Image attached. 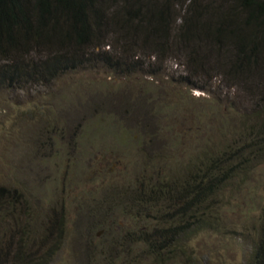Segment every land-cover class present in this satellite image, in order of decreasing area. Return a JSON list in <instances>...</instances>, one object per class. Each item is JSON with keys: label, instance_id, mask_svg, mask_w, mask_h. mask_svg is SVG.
<instances>
[{"label": "rangeland", "instance_id": "obj_1", "mask_svg": "<svg viewBox=\"0 0 264 264\" xmlns=\"http://www.w3.org/2000/svg\"><path fill=\"white\" fill-rule=\"evenodd\" d=\"M124 1L107 0L106 7L114 11ZM153 1L168 7L175 33L193 22L216 24L235 2ZM172 52L170 58L160 54L154 69L159 63L166 69L154 75L138 70L134 78L97 66L60 73L37 89L0 90V185L9 191L3 198L26 211L20 214H28L22 225L27 232L45 234L53 227L52 239L61 227L62 244L48 264L252 263L264 209V87L245 85L244 91L219 67L225 56L216 60L201 48ZM204 54L203 69H193L189 59ZM148 60L154 62V55ZM123 89L126 104L118 108ZM89 101L95 104L88 111ZM112 108L121 114L119 124L108 113ZM157 115L164 135L139 159L138 145L151 142L143 132L148 125L139 126ZM100 117L102 127L96 124ZM252 135L261 141L250 147ZM120 139L128 150L119 149ZM209 147L213 156L238 152L231 159L235 172L211 201L190 204L192 193L181 191ZM161 181L166 193L157 192ZM122 182L134 197L117 200V209L94 224L97 214L86 215L80 206L93 208L101 199L110 204L116 192L111 183L117 189ZM21 230L12 231L10 214L0 205V241L16 242ZM1 247L0 264L10 262L13 251L3 254Z\"/></svg>", "mask_w": 264, "mask_h": 264}, {"label": "trees", "instance_id": "obj_2", "mask_svg": "<svg viewBox=\"0 0 264 264\" xmlns=\"http://www.w3.org/2000/svg\"><path fill=\"white\" fill-rule=\"evenodd\" d=\"M106 2L107 0H0V90L37 89L38 86H45L53 81L60 73L65 75L97 66L134 78L138 70L139 74L144 71L147 75H154L157 71L166 69L161 63L154 69L153 64L163 60H160L161 53L166 52L170 58L174 49L183 51L190 48L206 49L216 60L218 56L227 57L219 67H226L235 76V83L239 82L244 91L245 85L250 90L255 86L264 87V0H235L229 12L218 16L216 24L193 22L190 24L193 28L187 26L179 33H175L172 13L168 7H162L163 3L155 6L153 0H129L112 11L113 8L110 10L106 7ZM106 45L113 49L103 50ZM153 55L154 62H151L148 57ZM207 58L204 54L192 56L189 60L193 69L201 71ZM217 66L209 64V68ZM127 94V90L123 89L118 108L126 104L123 100ZM94 104L95 101H89L86 109L89 111ZM99 108L102 111L101 105ZM118 108H112L108 113H114L116 116L112 119L119 124L121 114H116ZM156 117L158 115L151 116L148 124L144 121L139 126L141 129L148 125L149 131L143 132L151 138L149 144L138 145L142 148L139 159H144L145 151L151 150L156 136L164 135L165 128L159 127ZM103 120L104 117L97 118L96 124L102 127ZM40 132L41 129L37 138L40 137ZM243 136L248 138L244 132ZM260 141L261 137L259 139L252 135L248 146L252 147ZM123 143L120 146L118 144L119 149L125 146V150H128L129 144L126 146ZM130 147L133 148V144ZM210 148L207 151L204 149L201 159L191 167V183L188 182L181 191L184 195L192 193L190 204L211 201L235 172L231 159L238 152L235 154L230 151L227 154L223 151L213 156L216 152H209ZM241 148L237 151L241 152ZM125 150H122L123 153ZM124 182L117 189L111 183L110 190H116L117 194L115 192L116 195H111L107 191L112 196L110 204H107L106 199H101L96 207L85 205L80 206V209L86 215L97 214L94 224H100L99 219H104L105 215L112 212L109 210L117 209V200L126 202L131 199L129 197H134V191L130 190V185L124 187ZM163 183L161 181L157 185V192L166 193ZM146 188L151 193L154 190V187L149 188L148 185ZM144 191L145 188L138 192L139 197ZM5 195L9 196V191L0 185V205L10 214L12 231L22 228V234H17L16 242H11V238L5 243L0 241V244L6 246L3 254H7V248L8 254L13 251L11 261L5 264H48L62 244L61 227H55L52 239L50 235L53 227H49L45 234L27 232L22 225L28 222V214L23 216L20 213H25V210H15L13 205L10 207L11 203L3 198ZM142 201L137 200V205ZM126 209L124 207L121 211ZM6 214L2 215L3 219L7 218ZM260 232L251 264H264V209ZM46 241L51 243L45 248ZM2 249L3 247L0 251ZM38 249L44 250L38 253Z\"/></svg>", "mask_w": 264, "mask_h": 264}]
</instances>
